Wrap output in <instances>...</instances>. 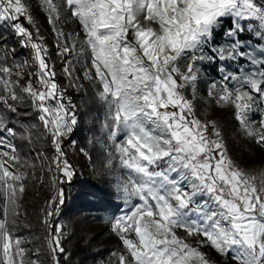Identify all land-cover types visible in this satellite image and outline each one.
<instances>
[{"label":"snow or ice","instance_id":"6c2138e0","mask_svg":"<svg viewBox=\"0 0 264 264\" xmlns=\"http://www.w3.org/2000/svg\"><path fill=\"white\" fill-rule=\"evenodd\" d=\"M39 7L54 53L29 0H0V28L30 49V62L18 58L0 31V264H43L19 227L23 169L34 163L18 141L32 145L38 128L52 150L33 153L51 174L43 241L50 264L67 259L61 185L77 174L65 141L75 144L79 124L69 90L83 82L104 107L98 142L108 166L123 170L108 218L120 241L113 264H216L204 247L220 264H264V166L236 161L217 121L202 119L195 103L206 84L207 98L231 108L239 131L264 148V0H39ZM69 21L76 27L65 32L60 25Z\"/></svg>","mask_w":264,"mask_h":264},{"label":"trees","instance_id":"16d2710c","mask_svg":"<svg viewBox=\"0 0 264 264\" xmlns=\"http://www.w3.org/2000/svg\"><path fill=\"white\" fill-rule=\"evenodd\" d=\"M0 31L9 36V45L16 47L17 57L30 62V49L20 48L18 41L11 36L10 30L0 28ZM53 61L56 63L57 72H59L60 61L58 59ZM213 75H215L214 72ZM83 83L84 88L81 91L69 90V95L72 96L73 102L77 105L79 114V124L72 139L75 141L73 144L75 150L84 149L88 154L86 156L92 178H81L76 174L70 184L61 185L65 189V204L62 206L60 220L65 225L64 231L67 236L63 244L67 259L62 255L60 260L61 264H113L114 258L111 254L115 250L117 251L116 246L113 249L107 245L98 244L96 241L98 236L87 232L85 228L91 224L101 223L104 217L117 212L116 205L119 201L116 199L113 189L116 180L123 175L122 169L116 161H113L111 167L108 166L106 150L103 144L98 142V140L103 139L100 132L101 104L97 99L95 89L87 82ZM205 90L207 91V85L201 83L199 91L205 92ZM201 99L206 103L205 107L201 106ZM201 99L195 102L197 110L200 112L203 108L208 109L210 105L215 103L211 100L205 101L202 97ZM223 109L226 110L225 116L228 117L225 125L231 137L235 138V141L230 139L233 150L241 149L255 157H264V148L250 141L239 131V125L232 115V109L228 107ZM22 110L29 111L26 104L22 106ZM200 112L198 111L199 114ZM28 122L38 124L34 116H30ZM42 132V128L33 130L32 139L34 143L32 145L18 141L22 144V154L28 156L30 161L34 163V167L23 169L28 173L26 189L30 190L31 196L29 197L28 209H24V207L21 209L23 213L19 216V220L22 223L19 227L20 234L27 237L33 248L40 249V259L43 264H50L47 248L43 241L45 235L42 223L43 213H40L41 208H39L50 195V189L46 187L47 181H49L48 164L46 160L42 163L39 158L33 155L37 152H44L49 157L52 155L50 142L43 138ZM224 139L230 150V155L236 161L243 166L260 168V163L253 165L234 156L227 139L225 137Z\"/></svg>","mask_w":264,"mask_h":264},{"label":"rangeland","instance_id":"374dc122","mask_svg":"<svg viewBox=\"0 0 264 264\" xmlns=\"http://www.w3.org/2000/svg\"><path fill=\"white\" fill-rule=\"evenodd\" d=\"M29 3L32 6V15L36 20V26L40 29V35L44 38L45 45L54 53V49L52 48V45L55 43V38L53 33L51 32L50 25L48 24L46 14L43 10L39 7V0H29ZM31 27V26H30ZM64 29L65 32H71L75 29V24L71 21L60 25ZM58 59L53 54L52 60ZM201 97L205 99V101L209 100L207 98V91H199V97L197 100H200ZM189 98L191 99V95L189 94ZM201 106L205 107L206 103L201 99ZM101 104V114H100V122L103 118L104 113V107ZM224 107L218 106L215 103L213 105H210L207 108H203L200 112L201 118H207V119H214L219 124V127L221 128L223 136L227 139L228 145H230L231 153L236 156L239 159L245 160L247 163L256 164L260 163L259 166H264V157H255L251 153L244 152L241 149L233 150L230 139L235 141V138L231 137V134L229 130L227 129L225 122L228 120V117L225 116L226 110L223 109ZM34 135V134H33ZM250 141H253L249 139ZM254 142V141H253ZM65 151L68 154L69 160L75 165L77 176L81 178H92V173L90 171V167L87 161V156L81 152V150H75L73 147V144L68 143L65 141ZM123 175V170H122ZM49 173V181H47V186L50 189V195L48 199H50L52 195V187H51V178ZM30 190H27L26 193L23 196V199L21 201L22 209H28L29 205V197H30ZM47 199V200H48ZM46 206V202H43L40 210V213H43V209ZM23 213V212H22ZM111 215H107L103 218V221L101 223L97 224H91L85 228V230L89 233L96 234L98 237H96V241L98 244L107 245L113 249H115V246L117 248V251L120 249V241L118 237L110 230L108 218L111 217ZM204 253H206L207 257L210 261L216 262V264H220L221 257H219L214 250H212L210 247H204L201 249ZM116 251V250H115Z\"/></svg>","mask_w":264,"mask_h":264}]
</instances>
